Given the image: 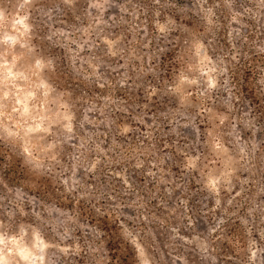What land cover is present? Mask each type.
<instances>
[{
    "label": "rangeland",
    "instance_id": "1",
    "mask_svg": "<svg viewBox=\"0 0 264 264\" xmlns=\"http://www.w3.org/2000/svg\"><path fill=\"white\" fill-rule=\"evenodd\" d=\"M0 264H264V0H0Z\"/></svg>",
    "mask_w": 264,
    "mask_h": 264
},
{
    "label": "trees",
    "instance_id": "2",
    "mask_svg": "<svg viewBox=\"0 0 264 264\" xmlns=\"http://www.w3.org/2000/svg\"><path fill=\"white\" fill-rule=\"evenodd\" d=\"M116 246H119V243H117Z\"/></svg>",
    "mask_w": 264,
    "mask_h": 264
}]
</instances>
